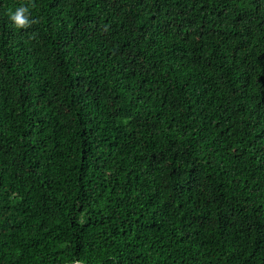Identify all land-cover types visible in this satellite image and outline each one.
<instances>
[{
	"label": "trees",
	"instance_id": "trees-1",
	"mask_svg": "<svg viewBox=\"0 0 264 264\" xmlns=\"http://www.w3.org/2000/svg\"><path fill=\"white\" fill-rule=\"evenodd\" d=\"M0 264H264V0H0Z\"/></svg>",
	"mask_w": 264,
	"mask_h": 264
},
{
	"label": "clouds",
	"instance_id": "clouds-1",
	"mask_svg": "<svg viewBox=\"0 0 264 264\" xmlns=\"http://www.w3.org/2000/svg\"><path fill=\"white\" fill-rule=\"evenodd\" d=\"M30 7H34V4H30L29 6L21 5L15 10L9 11V20L17 29H26L30 27L32 23H35L34 20L30 19Z\"/></svg>",
	"mask_w": 264,
	"mask_h": 264
}]
</instances>
